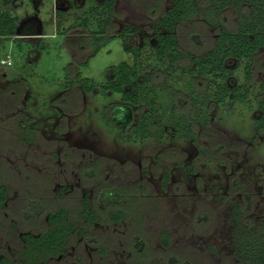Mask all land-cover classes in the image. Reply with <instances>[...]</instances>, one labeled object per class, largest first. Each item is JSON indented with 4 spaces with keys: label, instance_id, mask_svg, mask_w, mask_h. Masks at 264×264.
Instances as JSON below:
<instances>
[{
    "label": "rangeland",
    "instance_id": "rangeland-1",
    "mask_svg": "<svg viewBox=\"0 0 264 264\" xmlns=\"http://www.w3.org/2000/svg\"><path fill=\"white\" fill-rule=\"evenodd\" d=\"M103 1L77 0L81 7L62 15L60 23L73 45L62 28L56 29L55 0H19V6L13 0H0V11L9 12L18 22L35 18L42 34L38 45L0 37V61L11 62H0V85L5 79L11 81L8 89H0V183L8 190L0 206V259L17 264L21 235L40 232L47 225V213L62 207L75 229L65 253L47 264H247L255 260L264 248V129L257 130L254 122L257 94L264 96L260 87L264 46L255 55L250 80H244V62L225 79L215 80L245 83L248 100L227 98L210 105L209 124L196 129L195 141L166 133L160 140L132 142L135 135L129 123L116 122L120 94L99 90L108 67L133 61L120 36L94 38L95 22L107 15ZM113 6L107 34L115 35L125 25L136 26L139 30L128 45L137 46L152 35L155 21L170 1L114 0ZM77 17H88L86 30ZM234 18L233 11L225 12V25L232 28ZM216 33L201 17L177 27L180 48L195 56L212 47ZM97 45L99 51L87 56ZM150 49H144L142 65L164 71L166 63L155 60ZM227 66L233 67V62ZM161 72L157 83L172 85L175 77L182 76L180 70ZM210 77L197 87L199 92L215 91ZM84 78L99 86L84 91L78 85ZM166 99L171 102V97ZM173 99L177 110L190 111V101L181 94ZM109 191L112 195L103 199ZM83 200L101 219L113 208L122 209L125 218L88 222L79 214ZM32 201L41 208L39 213ZM163 230L168 234L167 246L161 241Z\"/></svg>",
    "mask_w": 264,
    "mask_h": 264
},
{
    "label": "trees",
    "instance_id": "trees-1",
    "mask_svg": "<svg viewBox=\"0 0 264 264\" xmlns=\"http://www.w3.org/2000/svg\"><path fill=\"white\" fill-rule=\"evenodd\" d=\"M113 1L104 0L103 6L107 9L106 17L95 22L94 38L100 34L105 35L106 23H108L113 13ZM170 6L155 21L153 25V37L156 40L155 45L145 38L141 46L131 45L125 47L127 52L132 53L133 61L131 64L122 61L118 65L111 66L112 76L106 78L100 85V90L106 92H117L121 94L123 101L133 105L142 104L146 109L142 113L140 124L135 126L133 133L140 134L141 138L162 137L164 129L162 122L168 123V129L176 136L185 139H194L196 137L195 125L206 126V110L202 112L204 99L222 103L228 96L238 102L248 100L249 89L245 83L229 85L226 82L217 83L216 79H225L233 71L243 65L244 80L252 78V69L255 62L257 51L264 46V0H169ZM205 4V7L202 6ZM233 11L235 18L233 27L229 28L224 23L225 12ZM63 12H56V26L60 29L61 17ZM195 17H201L216 31L214 43L210 49L200 56H195L180 48L177 38V27ZM81 18L80 26L87 29L89 24L88 17ZM76 25V24H75ZM74 26V25H73ZM17 19L9 12L0 11V37H14L16 35ZM138 27L126 25L121 34L124 44L127 43L129 33L136 32ZM99 40V39H98ZM151 47L150 52L153 58L160 63H166L164 71H159L156 67L150 65L143 66L141 57L146 47ZM97 45L89 54L93 56L99 51ZM233 62V67L227 66V62ZM87 62V60H86ZM84 62V63H86ZM182 76L175 77V81L170 85L165 82H156L159 72L161 75L179 71ZM211 76V82L215 85V91L204 94L197 91V87L204 83L206 78ZM82 81V82H81ZM92 84L87 85L86 82ZM80 88L84 91H91L97 84L92 79H80L78 82ZM264 89V82L260 84ZM207 89V88H206ZM188 99L191 103L190 113L176 109V102L172 98L180 95ZM171 97V102L169 99ZM258 98V114L255 117L256 126L259 129L264 128V96ZM173 99V100H174ZM177 100V99H176ZM178 101H181L178 99ZM168 102V103H167ZM157 118V126L153 125L152 119ZM155 128V132L153 128ZM154 132V133H152ZM8 190L6 186L0 183V206L7 198ZM112 193L103 195L109 198ZM84 209L80 216L87 220H97L99 222H115L125 218L124 211L119 208H113L106 212L103 219L89 211V205L86 200ZM37 203L31 202V206L36 209ZM41 211L37 207V212ZM47 225L37 234L24 233L21 235L23 245L17 251V264H47L54 257L64 254L68 239L75 229V225L68 215V212L62 208H56L47 213ZM161 241L164 246L168 245V234L166 230L162 231ZM2 264H10L5 258H1ZM173 264H176L172 262ZM247 264H264V248L260 249L256 259Z\"/></svg>",
    "mask_w": 264,
    "mask_h": 264
},
{
    "label": "flooded vegetation",
    "instance_id": "flooded-vegetation-1",
    "mask_svg": "<svg viewBox=\"0 0 264 264\" xmlns=\"http://www.w3.org/2000/svg\"><path fill=\"white\" fill-rule=\"evenodd\" d=\"M13 2H14V5H16V6H19V4H20V2H19V0H13ZM79 7H81V6H78V3H77V0H55V9H54V21H55V25H56V12L57 11H62L63 12V14L65 13V11L66 10H70V9H76V8H79ZM114 11H115V7L113 6V13H112V17H113V14H114ZM62 14V15H63ZM112 17H111V19H110V21L108 22V24L106 25V27H105V35H106V37L107 38H110V37H113V36H119L120 34H121V32H122V30H123V28L126 26H123L121 29H119V32L117 33V34H115V35H111V36H109L108 34H107V28H108V26H109V23L111 22V20H112ZM17 19V18H16ZM74 26H76L75 24H74ZM78 26V25H77ZM131 26H133V25H131ZM62 28V33L64 34V36H65V38L68 40V41H71L72 43H73V41H72V39H70V38H68V35H67V33H66V30H65V26H63V25H60V29ZM68 28V31L70 30L69 29V27H67ZM84 30H86L84 27H82ZM39 29V24H38V21L35 19V18H32V17H28V18H25L23 21H21V22H18L17 21V28H16V35L14 36V37H10V38H23V39H27V40H29L32 44H39L38 43V41L42 38L41 36H42V34H40V33H36L37 31H39L38 30ZM56 29H57V26H56ZM60 29H57V31H61ZM139 30V29H138ZM138 30L136 31V32H132V33H129L128 34V37H127V43L126 44H124V48L125 47H129V46H131V45H128V42H129V40H130V36L132 35V34H135V33H137L138 32ZM81 36H86V37H88L87 36V34H84V35H81ZM36 37H37V39H36ZM121 37V36H120ZM122 38V37H121ZM145 38H147V39H149L150 40V43L152 44L153 42L154 43H156V40H155V38L153 37V33H152V35L151 36H147V37H145ZM144 38V39H145ZM122 40H123V38H122ZM34 41V42H33ZM87 42V41H86ZM143 42H144V40H142V43L140 44V45H137V46H141L142 44H143ZM123 43H124V41H123ZM75 44L76 45H78L80 48H85L86 47V45L85 44H83V43H81V42H75ZM73 45H74V43H73ZM79 47H78V49H79ZM76 50H74V52H75ZM80 52H82V51H80ZM76 53V52H75ZM83 54V53H82ZM89 54H91V53H89ZM89 54L87 55V56H89ZM132 54V53H131ZM132 57H133V55H132ZM86 58H88V57H86ZM3 60V59H2ZM5 60H8L9 61V63L7 64V63H2L1 61V64H7V65H9L11 62H10V60L7 58V59H5ZM83 62H86V60L85 61H83ZM107 73H106V78H108V77H111L112 76V71H111V69H110V67H108L107 68ZM4 76H5V74H3ZM106 78H105V80H106ZM105 82V81H104ZM103 84V83H102ZM10 85H11V81H9V80H7V79H5V81L3 82V85H0V89H4L6 86H8L7 87V89L10 87ZM99 85H97V86H95L91 91H93L94 89H96L97 87H98ZM100 87V86H99ZM99 90H100V88H99ZM1 91H3V90H1ZM101 91V90H100ZM198 91V90H197ZM102 92V91H101ZM199 92V91H198ZM108 93H112L111 91H109V90H107L106 92H105V94H108ZM120 94V93H119ZM258 96H260L259 95V93L257 94V97ZM256 97V102H258V98ZM227 98H231L230 96H228V97H226L225 99H224V101L227 99ZM233 99V98H232ZM234 100V99H233ZM224 101L222 102V103H224ZM213 103H216V104H222V103H218V102H216V101H207L206 103H204V105H203V107H202V112L203 111H207V125L206 126H204V127H202V126H199V125H195V130L197 129V128H206L207 126H208V124H209V113H208V110H209V107H210V105H213ZM242 103H245V102H242ZM191 104V103H190ZM258 104V103H257ZM116 107L118 108V110L116 111V113L119 115V117L117 118V120H116V122L118 123V122H126V123H129V127H130V129L132 130V132H133V129H134V127L135 126H138L139 124H140V119H141V116H142V113L145 111V107L142 105V104H139V105H133V104H130V103H127L126 101H123L122 100V98H121V94H120V99H119V101H117L116 102ZM139 108H140V110H139ZM208 109V110H207ZM257 110H258V108H257ZM190 112H192L191 111V109H190V111L188 112V113H190ZM257 114H258V111H257ZM257 114L255 115V117L257 116ZM255 117H254V122H255ZM153 121V125H155V126H157V118H155V119H152ZM162 128L164 129V133H163V135H162V137L164 136V135H166V133H169L171 136H176L172 131H170L169 129H168V126H170L168 123H166V122H162ZM255 127H256V129L257 130H260L259 128H257V126H256V122H255ZM153 128V130H154V132H155V128L154 127H152ZM264 129V128H263ZM262 130V129H261ZM154 132H152V133H154ZM134 134V133H133ZM135 135V134H134ZM178 137V136H177ZM197 137H198V133H197V130H196V137L194 138V139H185V138H182V140H185V141H195L196 139H197ZM155 139V140H160V138L161 137H155V136H153V137H148V138H141V136H140V134H138V135H135L134 137H133V139H131V141L132 142H141V141H143V140H145V139ZM201 148V147H200ZM203 148V147H202ZM93 172V171H92ZM65 190L67 189V188H64ZM111 191H109V193H110ZM91 212V211H90ZM93 213V212H92ZM84 218V217H83ZM46 219H47V217H46ZM85 219V218H84ZM86 221H90V222H99V221H97V220H94V219H90V220H87V219H85ZM122 220V219H121ZM120 220V221H121ZM106 222V221H105ZM115 222H118V221H115ZM73 232H74V230H73ZM66 250H67V248H66ZM65 250V251H66ZM65 253V252H64ZM60 255H63V254H60ZM59 255V256H60Z\"/></svg>",
    "mask_w": 264,
    "mask_h": 264
},
{
    "label": "built area",
    "instance_id": "built-area-1",
    "mask_svg": "<svg viewBox=\"0 0 264 264\" xmlns=\"http://www.w3.org/2000/svg\"><path fill=\"white\" fill-rule=\"evenodd\" d=\"M1 62L2 63H7V64L9 63V61L8 60H5V59L1 60Z\"/></svg>",
    "mask_w": 264,
    "mask_h": 264
},
{
    "label": "crops",
    "instance_id": "crops-1",
    "mask_svg": "<svg viewBox=\"0 0 264 264\" xmlns=\"http://www.w3.org/2000/svg\"><path fill=\"white\" fill-rule=\"evenodd\" d=\"M38 30H39V31L41 30V29H40V27H39V29H38ZM39 31H37L36 33H38ZM36 39H37V37H36Z\"/></svg>",
    "mask_w": 264,
    "mask_h": 264
}]
</instances>
